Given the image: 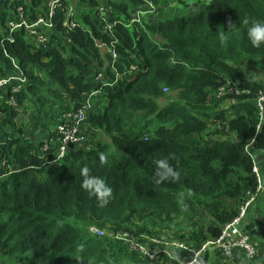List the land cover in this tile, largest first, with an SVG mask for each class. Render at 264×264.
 <instances>
[{"label":"trees","instance_id":"obj_1","mask_svg":"<svg viewBox=\"0 0 264 264\" xmlns=\"http://www.w3.org/2000/svg\"><path fill=\"white\" fill-rule=\"evenodd\" d=\"M161 1L159 14L135 30L116 24L105 35L98 18L87 12L96 2L77 0L79 23L89 25L90 33L77 28L68 34L70 46L51 45L47 51L6 27L17 7L31 19L46 0L0 3V76L12 69L6 51L27 79L15 94L18 108L36 110L37 122L79 108L85 94L98 89L91 80L95 70L104 68L108 80L87 112L89 140L56 163L48 162L54 147L41 152L42 142L28 137L16 121L17 109L7 103L16 81L0 88V140L7 138L0 144V264H177L165 256L158 263L145 261L88 227L171 235L197 247L219 235L249 193L264 189V113L260 119L255 105L264 87V47L250 45L243 24L246 18L264 19V0ZM127 2L136 1L112 5L124 11ZM64 19V13L55 14L53 32H64ZM114 37L118 77L109 53L95 43L110 44ZM227 79L240 93L216 99L210 90ZM45 130L47 139L54 135ZM163 158L179 176L157 183L155 161ZM83 168L112 188L106 206L81 187ZM248 229L264 242V215Z\"/></svg>","mask_w":264,"mask_h":264},{"label":"built area","instance_id":"obj_2","mask_svg":"<svg viewBox=\"0 0 264 264\" xmlns=\"http://www.w3.org/2000/svg\"><path fill=\"white\" fill-rule=\"evenodd\" d=\"M96 3L89 8L87 12L93 17L96 16L101 23L100 32L105 35H112L114 26L116 24L122 25L128 31H133L139 26L142 21H146L148 18L156 17L159 14V6L161 0H135V3L127 2L124 11L115 10L112 5V0H94ZM64 0H46L45 8L36 17L31 18L24 14L21 7H17L14 13H9L6 17V27L10 32L21 31L25 40L33 47L47 51L49 46L53 45L58 49H63L66 46L72 44V39L68 34L77 28H80L83 32L90 33V26L83 22L79 23V14L76 9L77 0H70L65 3ZM65 14L63 21V33L53 32L55 24L53 18L57 12ZM115 13V19H110V14ZM95 17V18H96ZM80 25V26H79ZM8 41L12 42V35H8ZM118 38L114 37L110 41V44L95 39L97 47L103 51L109 53L111 62L109 66L115 71L116 77L120 74L114 67V60L118 58L119 53L115 47ZM62 43L63 46L59 45ZM4 54L10 59L12 63V69L7 70L5 76H0V88H3L6 84L16 81L11 86L10 97L7 103L17 109V112L21 109L18 108L15 94L22 91V85L27 81L22 68L14 57L4 51ZM130 70L135 71L136 66L130 67ZM12 71V72H10ZM92 81H98L96 88L100 90V86L106 85L105 69H97L92 73ZM98 89L86 93L82 105L76 110H69L62 112L57 122L54 123L51 131L54 132L53 136L49 139L46 138L47 133L41 137V131L38 132L39 142H42L40 151L46 153L53 147L55 153L48 162H59L62 160L69 150L76 146L84 145L86 140H89V136L86 133L87 129V112L93 106V95L98 93ZM166 93L167 89L164 88ZM210 93L216 98L224 97L225 95L239 94L240 89L236 85L235 81L227 79L225 83L217 86L215 89L210 90ZM229 103V99L226 100ZM255 105L259 109L260 119L264 113V87L259 92L255 99ZM27 111L30 115L35 116L36 112L27 106ZM2 112L0 110V118ZM32 137V133L27 132ZM7 139V138H6ZM6 139L0 140V144L4 143ZM37 139V138H36ZM253 170L257 173V168L254 166ZM14 170H10L13 172ZM259 191L264 189L259 186ZM250 194V193H249ZM248 194V195H249ZM256 198V194L250 195L241 205L238 214L229 222L221 226V231L218 236L205 239L197 247H188V245L179 241L172 236H149L142 234L135 236L128 231H107L95 226H89L88 232L97 236L109 235L112 239L122 241L123 245L130 247L137 253V255L148 262L159 261L163 256L169 260H174L177 264H206L205 253L221 250L225 254H230L233 251L244 252L247 257L253 258L258 253V247L252 240L249 233L248 225L244 224V218L248 210L252 206L253 200ZM251 252V256L248 253ZM180 254L185 257H181ZM178 257V259H177Z\"/></svg>","mask_w":264,"mask_h":264},{"label":"clouds","instance_id":"obj_3","mask_svg":"<svg viewBox=\"0 0 264 264\" xmlns=\"http://www.w3.org/2000/svg\"><path fill=\"white\" fill-rule=\"evenodd\" d=\"M243 24L246 26L245 35L254 48L264 47V19H244ZM236 25H230V29H235ZM224 35L221 34V39H224ZM100 162L106 163L107 157L100 156ZM82 183L81 187L88 192L89 195L94 196L97 199V203L100 207L106 206L113 195L112 188L105 182L100 176L90 174L88 168L81 170ZM179 176V172L170 163L168 158L158 159L155 161V173L154 179L157 183H163L165 181L175 180ZM251 256V252L248 253ZM178 259V257H177ZM247 257H241L240 264H246Z\"/></svg>","mask_w":264,"mask_h":264},{"label":"crops","instance_id":"obj_4","mask_svg":"<svg viewBox=\"0 0 264 264\" xmlns=\"http://www.w3.org/2000/svg\"><path fill=\"white\" fill-rule=\"evenodd\" d=\"M120 1V0H112ZM69 2V0H68ZM164 1H161L160 5H163ZM160 11V10H159ZM95 88L98 85V81H93ZM30 108V106L28 105ZM36 111V110H35ZM37 113V112H36ZM46 116V115H45ZM44 115L41 116V120L39 122L36 121L35 116L30 115L25 108H22L18 116L16 118L17 123L22 125V127L30 125V133L34 130L35 136L38 138V132L41 131V137H43L47 131L45 127H49V130H52L53 125L59 119V113L54 117V121L52 119L46 118ZM27 131V130H26ZM28 135V134H27ZM263 158V157H262ZM252 209L250 212L249 210ZM244 218V224L247 227L249 224L254 220L255 217L258 215H264V192L263 190L259 191L253 205L251 206ZM249 223V224H248ZM251 235L252 240L258 247V255L254 258H249L245 254L241 253V251H233L230 254H225L221 250L212 251L210 253H205L206 264H240V260L242 255L247 257L246 264H264V242L259 238L257 233L254 231L247 229ZM181 257H185L184 255L180 254ZM155 261H153L154 263ZM158 263V262H156ZM127 264H141V263H133L128 261ZM158 264H168L167 260H160Z\"/></svg>","mask_w":264,"mask_h":264},{"label":"rangeland","instance_id":"obj_5","mask_svg":"<svg viewBox=\"0 0 264 264\" xmlns=\"http://www.w3.org/2000/svg\"><path fill=\"white\" fill-rule=\"evenodd\" d=\"M131 71H132V70H131ZM166 95H168V94L166 93ZM168 97H172V96H169V95H168ZM220 98H222V97H219V98H216V99H220ZM164 100L166 101V99H164ZM92 102H93V101H92ZM93 104H94V102H93ZM40 118H41V117H40ZM40 120H41V119H40ZM26 130H27V132H30V125H27V126H26ZM28 137H30L32 140H33V139L36 140L37 137L35 136L34 130H32V137H31V136H28ZM250 195H252V194H249L248 197H249ZM256 196H257V195H256ZM248 197H247V198H248ZM254 201H255V199L253 200L252 205H253ZM251 210H252V209H250L249 212H250ZM248 224H249V223H248ZM162 236L164 237V236H171V235H165V234H162ZM162 236H161V237H162ZM119 242H120L121 244L123 243L122 241H119ZM122 245H123V244H122ZM241 253H243V252H241ZM243 254H244V253H243ZM257 255H258V253H257L254 257H256ZM254 257H253V258H254ZM1 262H2V264H5V263H4V260H1ZM141 264H142V262H141Z\"/></svg>","mask_w":264,"mask_h":264},{"label":"water","instance_id":"obj_6","mask_svg":"<svg viewBox=\"0 0 264 264\" xmlns=\"http://www.w3.org/2000/svg\"><path fill=\"white\" fill-rule=\"evenodd\" d=\"M4 0H0V3L3 2Z\"/></svg>","mask_w":264,"mask_h":264}]
</instances>
